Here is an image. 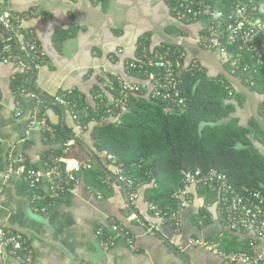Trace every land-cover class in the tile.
Returning a JSON list of instances; mask_svg holds the SVG:
<instances>
[{"label":"crops","instance_id":"obj_1","mask_svg":"<svg viewBox=\"0 0 264 264\" xmlns=\"http://www.w3.org/2000/svg\"><path fill=\"white\" fill-rule=\"evenodd\" d=\"M174 2L0 0V12L20 15L22 27L35 32L46 52V60L40 65H34L27 56H24L25 62L12 60L5 64L0 60V225L25 234L33 251L31 264H186L153 231L160 232L185 252L193 264L227 263L220 254L191 245V238L216 240L222 234L221 248L243 247L245 235L229 230L214 206L209 209V215L200 217L204 203L196 201L181 210L180 226L176 228L150 209L147 185L129 190L126 182L123 184L106 173L105 176L94 171L92 161L93 167L81 173L76 187L58 197L49 195L46 180L40 187L33 188L18 172L8 175L10 165L19 154H24L27 163L37 169L45 168L46 158L51 154L89 161L84 147L71 136L68 141L74 143L69 146L63 140L53 142L56 135L46 133L41 127L30 126L33 104L39 109L44 105L42 101H33L30 82L34 71L30 64L37 73L34 87L38 93L61 97L69 89L82 94L87 92L88 96L84 95L92 107L101 89L99 85L107 81L104 70L121 72L140 54V45H147L152 51L167 44L163 34L196 39L203 32L204 20H176L171 7ZM207 70L209 75L214 73L212 69ZM18 74L24 76V80L27 77L29 82V90L23 91L24 99L16 97L10 87ZM260 95L264 98V94ZM18 100L22 102L20 114L16 106ZM61 102L67 108L66 126L92 143L88 130L79 124V128L72 127L74 121L67 113V102ZM45 105L44 114L49 123L63 125V110L55 104ZM233 116L239 117L242 125L248 124L252 112L247 100L237 106ZM257 142L252 143V148L260 151V145L264 144ZM100 157L103 159L102 155ZM109 160H106L107 165L114 169ZM36 193L45 198H36ZM131 208L139 212L144 221L136 217ZM116 224L129 231L134 246L125 234L113 230ZM13 264L22 263L13 261Z\"/></svg>","mask_w":264,"mask_h":264},{"label":"built area","instance_id":"obj_2","mask_svg":"<svg viewBox=\"0 0 264 264\" xmlns=\"http://www.w3.org/2000/svg\"><path fill=\"white\" fill-rule=\"evenodd\" d=\"M172 10L176 18L183 22L204 20L203 32L195 41L215 51L223 62H230L231 72L235 74L238 71L242 79L255 85L252 77L264 67V1L231 0L224 11L216 9L210 0H175ZM21 23L20 15L0 12L1 61L20 62V55L12 44L15 37L18 51L40 65L46 60V52L35 32L24 29ZM186 57L187 50L182 45L172 47L165 44L154 51H150L147 45L143 46L137 58L129 61L125 67L129 74L136 75L141 82L113 74L96 94L94 106L88 107L95 110L104 108L108 115L103 122H119L127 110L130 96L145 90L146 96L166 104L170 111L184 109L187 99L182 90V73L201 71L203 67L198 59H191L186 64ZM114 91L118 92L117 97ZM21 103L18 100L16 104L19 114ZM32 111L30 126H39L46 133L56 135L55 127L49 123L44 112L41 113L38 106L32 108ZM73 143V140L67 142L69 146ZM108 158L115 167V173L124 182L121 166L116 165L113 156L109 155ZM92 167L91 161L51 154L46 158L45 168L37 169L27 163L24 154H19L15 163L10 165L8 175L18 172L33 188L40 187L46 180L49 195L58 197L76 187L81 173ZM202 188H207V192L214 198L208 203V208L214 206L217 216L229 230L245 235V245L237 250L221 248L222 234L216 240L191 238L189 243L207 246L209 251L220 254L227 264H264V185L237 187L220 170L196 168L184 172L183 186L174 195L179 204L176 212L164 214L155 204H150V209L155 216L179 228L181 210L199 200L205 204V197L199 194ZM35 197L43 199L45 195L36 193ZM113 230L125 234L134 246L132 236L125 227L116 224ZM13 261L31 264L32 248L23 232L0 225V264H13Z\"/></svg>","mask_w":264,"mask_h":264},{"label":"trees","instance_id":"obj_3","mask_svg":"<svg viewBox=\"0 0 264 264\" xmlns=\"http://www.w3.org/2000/svg\"><path fill=\"white\" fill-rule=\"evenodd\" d=\"M210 1L216 9L225 11L231 0ZM173 5L171 3V7ZM12 44L19 53L15 37ZM143 46H139V52ZM225 67L232 70L230 65L225 64ZM207 71L202 67L201 71L182 73V90L187 99L184 109L170 111L166 104L149 98L143 90L130 96L127 110L119 122L96 125L90 132L99 155L105 160L111 155L116 159V165L121 166L129 190L141 184L147 185L146 199L164 214L179 209L174 195L183 186L185 171L214 168L226 173L237 187L264 185V155L252 148L253 140L264 144V131L253 116L247 125H242L239 117L233 116L237 105L241 106L246 98L222 75L211 77ZM235 74L240 76L238 71ZM23 77L18 74L11 81L10 87L16 97H23V91L29 90L28 79ZM252 78L255 85L242 80L251 90L264 94V67ZM113 94L118 96L116 91ZM32 98L36 102L37 98ZM60 99L67 102L68 109L76 115V122L85 130L92 122H103L108 115L104 108L95 110L88 107L81 92L66 91ZM42 103L41 113L46 108L45 104L54 106L47 101ZM259 113L263 118L264 100ZM53 126L56 130L53 142L63 140L67 143L72 130L63 127L62 123ZM89 161L93 162L98 173L105 175L94 160ZM200 193L205 197V204L201 206L199 216H207L210 213L207 205L214 198L207 188L200 189Z\"/></svg>","mask_w":264,"mask_h":264},{"label":"water","instance_id":"obj_4","mask_svg":"<svg viewBox=\"0 0 264 264\" xmlns=\"http://www.w3.org/2000/svg\"><path fill=\"white\" fill-rule=\"evenodd\" d=\"M177 21H180L176 18ZM8 34H12L11 32L7 31ZM165 42L167 44H171V45H182L185 47V49L187 50V57H186V64L189 63V61H191V59H198L201 63V65L203 67H205L206 69H212L213 70V74L208 76H216V75H222L225 79H227L228 81H230L232 83V85L234 86V88L236 89L237 92H240L244 95V97L246 98L247 102L249 103L250 107H251V112H252V116L254 117V119L258 122V124L260 125L261 129L264 131V120L261 117L260 113H259V109H260V104L263 101L264 98L261 97V95L253 90H251V88H249L242 80V78L240 76H237L236 74H234L233 72H231L230 70H228L225 67V64L223 63V61L221 60L220 56L217 55L214 52H211L210 50H205L202 46H200L195 39H191V38H185V37H174L173 35L170 34H163ZM190 40V41H189ZM152 51H154V49L152 48ZM19 55H20V59L22 61L25 62V57L23 52L19 51ZM137 57H134V59H136ZM6 64V63H5ZM25 64V63H24ZM27 65V64H26ZM31 69L34 71L33 72V77L32 80L30 82V90H31V95H34L37 100L35 103L40 102V101H48L51 102L55 105H58L64 113V117H63V126H66V108H65V104L64 102L62 103L60 97H46L40 93H38L34 87V82H35V78H36V71L33 65L30 64ZM110 72H113V74H120L123 78L131 80L133 82H141L140 79H138L137 77H135L134 75L129 74L125 68L122 69L121 72H115V71H111L108 69L104 70V74H107V77L105 79H109V76L111 75ZM97 74V73H96ZM95 74V75H96ZM94 75V76H95ZM103 84V83H102ZM102 84H100L99 86L102 88ZM71 90V91H70ZM67 92L72 93L73 90L69 89L66 90ZM83 94L88 96L87 92H83ZM24 99V97H22ZM92 99H94V97H92ZM236 103V102H235ZM36 105V104H35ZM34 105V107H36ZM238 106V105H237ZM32 107V108H34ZM67 113L70 114L71 118L74 121V126H72L73 128H79L78 127V123L76 122V119L72 113L71 110H67ZM107 122H101V123H97V122H93L89 129H88V134L90 135L91 130L93 129L94 126L96 125H103L106 124ZM53 124V123H52ZM76 131H74V133H72L70 136L71 138L74 139V141H77L81 146L84 147L86 153H87V158L86 160H94L95 163L107 174L109 175L111 178L115 179L116 181H121L119 176L115 173V169L110 168L107 165V162L105 159H102L99 155V153L96 151V149L93 146V143H89L85 140H83V138H81L79 136V133L77 132L75 134ZM75 134V135H74ZM254 143L258 144L257 140H253ZM260 152L264 155V145H260L259 147ZM123 182V181H122ZM124 184V182H123ZM132 211L136 214V217L140 218L141 220H143V217L139 214V212H137L136 210H134L133 208H131ZM144 221V220H143ZM145 226H149V224L147 222H144ZM155 234H157L158 236L162 237L163 240L169 245V247L172 248V250L174 251L175 254H177L181 259H183V261L186 264H193L192 260L186 255L185 252L181 251V249H177L176 246L172 245L167 239H165V237H163V235L160 232L157 231H153Z\"/></svg>","mask_w":264,"mask_h":264},{"label":"rangeland","instance_id":"obj_5","mask_svg":"<svg viewBox=\"0 0 264 264\" xmlns=\"http://www.w3.org/2000/svg\"><path fill=\"white\" fill-rule=\"evenodd\" d=\"M172 31V30H171ZM223 61V60H222ZM224 64H227V65H230V62H228V61H225V62H223ZM94 165V164H93ZM94 171H96L97 172V169H96V167L93 169ZM200 246H202V247H204V248H207V246H205V245H203V244H199ZM243 245H245V242H243Z\"/></svg>","mask_w":264,"mask_h":264},{"label":"flooded vegetation","instance_id":"obj_6","mask_svg":"<svg viewBox=\"0 0 264 264\" xmlns=\"http://www.w3.org/2000/svg\"><path fill=\"white\" fill-rule=\"evenodd\" d=\"M176 17V16H175ZM184 49H185V47H184ZM126 69V68H125ZM126 71L128 72V70L126 69ZM111 77L113 76V74L112 75H110Z\"/></svg>","mask_w":264,"mask_h":264},{"label":"clouds","instance_id":"obj_7","mask_svg":"<svg viewBox=\"0 0 264 264\" xmlns=\"http://www.w3.org/2000/svg\"><path fill=\"white\" fill-rule=\"evenodd\" d=\"M62 100V99H61ZM63 101V100H62Z\"/></svg>","mask_w":264,"mask_h":264}]
</instances>
